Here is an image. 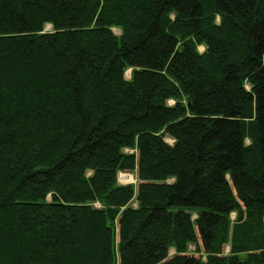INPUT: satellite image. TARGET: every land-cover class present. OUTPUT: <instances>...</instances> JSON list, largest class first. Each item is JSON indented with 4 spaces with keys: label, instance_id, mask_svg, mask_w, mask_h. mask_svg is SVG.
Returning <instances> with one entry per match:
<instances>
[{
    "label": "trees",
    "instance_id": "trees-1",
    "mask_svg": "<svg viewBox=\"0 0 264 264\" xmlns=\"http://www.w3.org/2000/svg\"><path fill=\"white\" fill-rule=\"evenodd\" d=\"M0 264H264V0H0Z\"/></svg>",
    "mask_w": 264,
    "mask_h": 264
},
{
    "label": "rangeland",
    "instance_id": "rangeland-1",
    "mask_svg": "<svg viewBox=\"0 0 264 264\" xmlns=\"http://www.w3.org/2000/svg\"><path fill=\"white\" fill-rule=\"evenodd\" d=\"M51 25L47 24L45 26V29H51ZM113 31L115 32V34L119 35L121 34V30L118 28H113ZM200 51L204 50L203 45L199 46ZM130 69H128L125 73L126 78H130ZM174 100L170 99L169 100V104H173ZM166 141L169 143H173L174 140L170 137V136H166L165 137ZM125 151L128 152H132L133 150H129V149H125ZM118 182L120 184H133L135 187H137L138 183H139V178H138V172L137 171H119L118 173ZM133 205L135 206L136 203H133ZM231 218L232 220L236 218V211L231 213ZM189 250L191 252H194L196 250V245L195 244H191ZM225 253H229L230 251V246L226 245L224 248ZM175 253V248H170L168 251V255L172 256ZM198 254L202 255L204 258L206 257V254L204 253V251L201 249L200 252H198Z\"/></svg>",
    "mask_w": 264,
    "mask_h": 264
}]
</instances>
